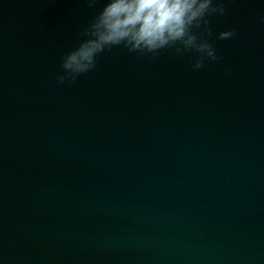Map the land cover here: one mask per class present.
Segmentation results:
<instances>
[{"label": "water", "instance_id": "95a60500", "mask_svg": "<svg viewBox=\"0 0 264 264\" xmlns=\"http://www.w3.org/2000/svg\"><path fill=\"white\" fill-rule=\"evenodd\" d=\"M103 2L0 0V264H264V0L198 71L121 46L59 84Z\"/></svg>", "mask_w": 264, "mask_h": 264}, {"label": "clouds", "instance_id": "9594fccd", "mask_svg": "<svg viewBox=\"0 0 264 264\" xmlns=\"http://www.w3.org/2000/svg\"><path fill=\"white\" fill-rule=\"evenodd\" d=\"M84 2L96 9L100 0ZM226 12L225 0H104L103 7L78 33L76 46L61 55V71L55 80L74 84L96 68L101 53L121 46L130 53L150 54L153 59L163 51L181 58L191 54V67L198 71L206 62L220 60L210 25L211 18L223 17ZM235 35L234 28L215 34L219 40Z\"/></svg>", "mask_w": 264, "mask_h": 264}]
</instances>
